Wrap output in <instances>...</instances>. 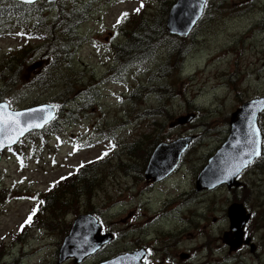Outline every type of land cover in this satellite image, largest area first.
Wrapping results in <instances>:
<instances>
[{
	"label": "rangeland",
	"instance_id": "rangeland-1",
	"mask_svg": "<svg viewBox=\"0 0 264 264\" xmlns=\"http://www.w3.org/2000/svg\"><path fill=\"white\" fill-rule=\"evenodd\" d=\"M173 1L0 2V102L12 110L59 108L55 132L32 133L13 147L23 164L0 153V264H73L58 263V249L73 219L86 213L117 238L79 264L144 247L147 264H264V112L257 121L262 155L241 173L242 186L194 190L227 137L231 113L264 94V0H206L186 38L164 30ZM131 36L151 45L140 60L118 52ZM190 135L178 167L146 182L152 146ZM82 164H93L85 168L90 181L69 195L78 179L67 174ZM66 200L73 205L56 206ZM234 202L251 215L245 235L254 252L248 245L229 251L223 241Z\"/></svg>",
	"mask_w": 264,
	"mask_h": 264
},
{
	"label": "water",
	"instance_id": "water-1",
	"mask_svg": "<svg viewBox=\"0 0 264 264\" xmlns=\"http://www.w3.org/2000/svg\"><path fill=\"white\" fill-rule=\"evenodd\" d=\"M2 1V0H0ZM23 2V0H16ZM38 1V0H36ZM60 0H47V2H57ZM205 0H175L169 8L165 21V31L169 34L185 37L193 28L194 24L200 18ZM38 64L33 65V68ZM33 109H43V112H33L30 116L19 117L20 127L26 122L42 124L39 128H30L31 130H40L54 116L55 107L50 105H39L33 108L23 110H10L6 102L0 103V120H6L7 123L0 122V151L4 148L14 145L19 138L25 135H18L12 126V120L8 117H15L16 113H25ZM264 110V95L251 99L243 103L240 108L235 110L229 120V131L226 140L210 156L207 163L201 169L196 177L195 190H211L225 184L229 189L232 186L238 187L240 183L236 181L238 174L246 167L236 173L235 168L243 160L252 159L254 161L259 156L249 157L245 155L252 151L247 141L249 139V121L254 116V127L256 119L260 112ZM44 117H50L47 123H44ZM193 118V115L182 117L176 120L178 124H183ZM15 137L13 140L12 138ZM259 148L261 151V136ZM192 137L179 138L170 143H159L150 155L147 166L144 171L145 178L159 181L170 174L179 162L181 154L186 150ZM227 217L229 219V231L224 233V241L233 251L242 244H248L250 238L243 240V228L250 215L246 213L242 204L232 203L227 208ZM227 235L230 238H227ZM112 239L110 234L100 235V225L95 217L90 214L77 216L64 237L58 252V263L72 258L75 264L80 263L88 255L94 253L102 245ZM253 251V245L251 248ZM146 255L143 249L127 254L119 255L112 260L100 264H143L142 258Z\"/></svg>",
	"mask_w": 264,
	"mask_h": 264
},
{
	"label": "snow or ice",
	"instance_id": "snow-or-ice-1",
	"mask_svg": "<svg viewBox=\"0 0 264 264\" xmlns=\"http://www.w3.org/2000/svg\"><path fill=\"white\" fill-rule=\"evenodd\" d=\"M23 2L26 4L32 5V4L36 3V0H23ZM136 11H139V9H137ZM127 15H128L127 13H122L121 17L117 20V25H119L122 22L123 18L126 17ZM43 111H44L43 109H33V110H30L29 112H25V113H16V116L14 118L8 117L7 120H12V122H13L12 126L17 131V134L23 135L30 128L42 127V124H37V123H33V122H26L23 127H20L19 117L30 116L33 112H43ZM254 116H255V114L253 113V119L249 121V132H248L249 139L247 141V143L250 146H252V151L245 153V155H248L249 157L261 155V151L259 148L260 131L255 129V127H254ZM43 119H44V123H47V121H48V119H50V117H44ZM0 122L7 123L6 120H0ZM12 139L14 140L15 137H13ZM104 155H107V153H105ZM252 162H253L252 159L243 160L239 165L236 166L235 172L238 173L242 167H246V166L250 165ZM39 203H43V201H40ZM36 211H37V209L33 210L32 214L29 215V217L25 221V224L31 223L32 216L36 214ZM23 228H24V225L21 226V231L23 230Z\"/></svg>",
	"mask_w": 264,
	"mask_h": 264
},
{
	"label": "trees",
	"instance_id": "trees-1",
	"mask_svg": "<svg viewBox=\"0 0 264 264\" xmlns=\"http://www.w3.org/2000/svg\"><path fill=\"white\" fill-rule=\"evenodd\" d=\"M171 5V4H170ZM13 22H17L19 20H12ZM131 41L130 44L127 46L125 45L123 48L121 47L118 52L121 56L122 59H126L127 61L128 60H131V61H135V60H140L142 59L144 56H147L149 53H150V50H151V45L149 44L148 41H144V40H141L139 38H135L133 36H131ZM54 122L46 125L44 127V129L42 130V133H46V132H55L56 129H52V127L54 126ZM84 168L81 169V171H77L75 174H73V178H76L78 179V184L76 185L77 187L74 186L73 182L68 184L69 186V189H68V192L67 194L69 195H73L78 189L80 190V187L78 186L79 184L83 185V186H86L87 185V181H90V179H88V175L87 172ZM84 175H86V177L84 179H79V178H82ZM87 178V179H86ZM67 185L64 186V188H66ZM75 187V188H73ZM61 188V187H59ZM56 189V188H55ZM64 190V189H63ZM56 202L57 200L59 199V196L56 197ZM73 205L72 201H62L60 203H56V206L58 208H62V206L65 207H68Z\"/></svg>",
	"mask_w": 264,
	"mask_h": 264
},
{
	"label": "flooded vegetation",
	"instance_id": "flooded-vegetation-1",
	"mask_svg": "<svg viewBox=\"0 0 264 264\" xmlns=\"http://www.w3.org/2000/svg\"><path fill=\"white\" fill-rule=\"evenodd\" d=\"M149 181L152 183V181H151V180H146V182H149Z\"/></svg>",
	"mask_w": 264,
	"mask_h": 264
}]
</instances>
